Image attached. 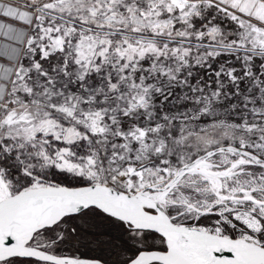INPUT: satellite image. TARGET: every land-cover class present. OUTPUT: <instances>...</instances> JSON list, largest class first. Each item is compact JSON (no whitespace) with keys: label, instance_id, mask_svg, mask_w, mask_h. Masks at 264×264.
<instances>
[{"label":"snow or ice","instance_id":"1","mask_svg":"<svg viewBox=\"0 0 264 264\" xmlns=\"http://www.w3.org/2000/svg\"><path fill=\"white\" fill-rule=\"evenodd\" d=\"M0 38V264H264V0H0Z\"/></svg>","mask_w":264,"mask_h":264},{"label":"crops","instance_id":"2","mask_svg":"<svg viewBox=\"0 0 264 264\" xmlns=\"http://www.w3.org/2000/svg\"><path fill=\"white\" fill-rule=\"evenodd\" d=\"M0 43H5V40L3 39V38H0ZM0 63H5L6 64V62L5 61H3V60H0Z\"/></svg>","mask_w":264,"mask_h":264},{"label":"rangeland","instance_id":"3","mask_svg":"<svg viewBox=\"0 0 264 264\" xmlns=\"http://www.w3.org/2000/svg\"><path fill=\"white\" fill-rule=\"evenodd\" d=\"M20 2L22 3L23 2V0H20ZM18 26V25H17ZM1 41V40H0ZM5 42H7V41H5ZM3 61H5V60H3ZM6 63H7V61H5ZM81 251H84V249H81Z\"/></svg>","mask_w":264,"mask_h":264}]
</instances>
